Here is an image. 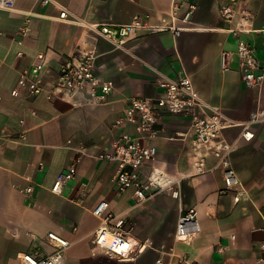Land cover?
<instances>
[{
  "label": "crops",
  "instance_id": "crops-1",
  "mask_svg": "<svg viewBox=\"0 0 264 264\" xmlns=\"http://www.w3.org/2000/svg\"><path fill=\"white\" fill-rule=\"evenodd\" d=\"M173 1L178 10L171 19ZM226 1L58 0L69 13L67 20L59 19L58 6H39L36 0H17L14 10H0V264H18L17 254L35 245L49 251L48 233L70 243L63 264H176L159 254L170 248L200 264H264V124L252 128L249 141L237 127L223 130L233 145L232 168L245 191L239 202L234 193L219 194L224 187L219 168L194 175L193 130L184 116L163 113L151 164L181 178L179 200L159 194L137 204L131 192H116V165L96 159L119 134H134L129 124L115 125L131 98H156L162 93L160 83L183 75L227 124H240L264 109V85L246 90L236 58L226 65L222 61L223 52L236 49V38L224 30L219 16ZM237 2L253 18L254 32L241 38L254 46L264 66V0ZM136 17L150 28L138 30L119 47L92 27L128 24ZM163 19L173 31L155 29ZM27 21L29 34L18 45L16 32ZM19 51L23 56H17ZM78 52H91L95 76L113 83L107 102H89L85 92L52 100L11 96L18 74L39 55L48 90L60 64ZM23 131V142L8 139ZM76 157V178L63 196L52 194L54 180ZM28 186L33 187L29 195L23 191ZM101 202L132 226L136 243L148 241L143 254L117 261L94 252L91 239L99 220L92 210ZM188 208L196 210L201 232L185 245L174 241V231L181 211Z\"/></svg>",
  "mask_w": 264,
  "mask_h": 264
},
{
  "label": "built area",
  "instance_id": "built-area-1",
  "mask_svg": "<svg viewBox=\"0 0 264 264\" xmlns=\"http://www.w3.org/2000/svg\"><path fill=\"white\" fill-rule=\"evenodd\" d=\"M17 0H0L1 11L14 10ZM39 6H58L59 19L67 20L68 11L61 7L58 0H36ZM194 6H190L193 10ZM178 4L173 1L170 9V18L177 15ZM219 16L225 24L224 30L236 38L234 52H223L222 61L227 62L236 58L245 88L248 91L258 90L264 85V66H262L254 46L244 41L241 36L254 32L251 14L238 5L237 0H227L219 8ZM188 17L186 14L183 21ZM163 25L156 26L160 31L172 30L165 19ZM93 30L106 41L117 47L136 34L138 30L150 28L138 17L130 23L110 26H92ZM29 23L25 22L16 32V43L22 42L29 34ZM23 56V52H17ZM94 56L91 52H78L65 59L59 66L54 83L50 89L45 88V65L43 55H39L37 62L22 70L17 77L15 87L10 94L14 98L28 96L32 99L44 95L46 100H52L64 94L68 97L77 92H85L88 101L103 104L107 102L114 89L110 81L101 82L94 74ZM162 89L156 98H131L122 110L116 126L129 124L134 128V134L123 132L112 140L108 149L96 156L97 160L116 165L114 184L119 194L131 192L132 198L140 204L155 195L167 194L179 200L182 194L181 178L168 174L152 167L157 156V149L153 142L159 137L161 130L158 124L162 121L163 113L173 116L189 118L193 130L194 161L192 169L194 175L203 176L210 173L215 167L222 172L224 187L219 194L222 196L234 193V201L239 202L245 195L244 188L231 165L233 145L223 137V130L237 127L240 136L246 141L253 138L252 128L264 124V109L251 113L240 124H227L223 121L218 108H210L197 95L191 79L187 75L176 81H165L159 84ZM35 116V112H31ZM24 125V121H20ZM11 142L20 143L26 139L25 131L17 136L8 138ZM214 160L215 166H209L208 161ZM80 157H76L69 167L58 174L50 192L63 196L68 185L76 178ZM41 167V166H40ZM24 193L29 195L33 187L28 186ZM92 215L99 220L91 244L94 252L115 259L117 261H132L143 254L148 241L136 243L132 236V226L127 225L124 218L109 211L106 202L99 203ZM201 232L194 208L181 211L174 231V241L189 245ZM46 244L49 251L35 245L31 251L21 252L16 258L18 264H63L65 251L70 243L54 233L46 235ZM264 248V244L261 245ZM159 254L175 260L176 264H200L196 260L177 254L173 248L162 249ZM262 261V260H261ZM160 264V260L156 261Z\"/></svg>",
  "mask_w": 264,
  "mask_h": 264
}]
</instances>
